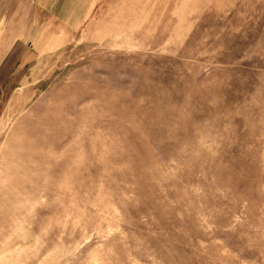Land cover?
<instances>
[{
	"label": "rangeland",
	"instance_id": "rangeland-1",
	"mask_svg": "<svg viewBox=\"0 0 264 264\" xmlns=\"http://www.w3.org/2000/svg\"><path fill=\"white\" fill-rule=\"evenodd\" d=\"M0 264H264V0H0Z\"/></svg>",
	"mask_w": 264,
	"mask_h": 264
}]
</instances>
